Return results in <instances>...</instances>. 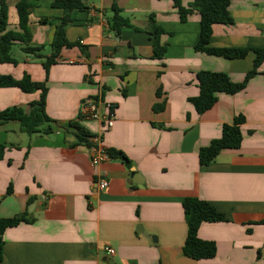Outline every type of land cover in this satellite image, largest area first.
I'll return each instance as SVG.
<instances>
[{"label":"crops","instance_id":"obj_1","mask_svg":"<svg viewBox=\"0 0 264 264\" xmlns=\"http://www.w3.org/2000/svg\"><path fill=\"white\" fill-rule=\"evenodd\" d=\"M18 1L7 0L14 31H20ZM30 2L29 45L42 47V57L16 45L18 64L0 62V75L47 79L45 109L57 124L48 135L28 136L20 122L0 119V219L27 214L32 220L6 230L0 264H264V63L242 92L220 94L200 115L190 103L199 95L197 74L226 73L241 83L255 54L228 60L197 52L198 12L182 22L173 0H81L85 9L73 11L53 8L54 0ZM115 10L131 25L120 34L110 24ZM67 14L73 24L65 27L66 40L79 46L63 49L47 75L43 64ZM230 15L232 24L213 27L211 47L264 48V0H230ZM152 17L164 30L163 60L154 58ZM39 96L0 88V113ZM90 98L103 101L104 115L111 107V128L80 118ZM163 102L165 110L154 112ZM238 119L242 146L201 166L199 150ZM70 121L90 136L79 141ZM94 139L121 151L129 165L110 159L92 167L88 147ZM103 176L109 186L100 191ZM187 198L206 201L226 217L203 224L198 233L216 243L213 259L184 255Z\"/></svg>","mask_w":264,"mask_h":264},{"label":"trees","instance_id":"obj_2","mask_svg":"<svg viewBox=\"0 0 264 264\" xmlns=\"http://www.w3.org/2000/svg\"><path fill=\"white\" fill-rule=\"evenodd\" d=\"M173 2L182 22L193 11L198 12L200 15V40L195 46L197 52L228 60L245 59L250 52L255 54L253 69L246 74L241 83L233 82L226 73L201 71L197 74L199 95L191 98L190 103L195 111L201 115L217 104L220 94L235 95L247 87L249 82L259 74L260 68L264 63V48L235 49L213 48L210 46L213 27L215 25H230L233 23L230 15V0H193L187 8L182 5V0H173ZM51 6L68 11L85 9L81 0H54ZM32 7L30 0H19L17 2L16 9L20 31H14L10 30L8 26L9 7L7 0H0V62L2 64H18L11 55V51L16 45L22 46V51L26 54H33L38 58L42 57V47H31L29 45L32 39L29 26ZM70 24H73V20H71L69 14L58 21L51 43V55L46 58L43 64L47 75L50 67L57 63L63 49L79 46L78 43H69L66 40L65 27ZM110 24L112 30L116 31L117 34H120L123 28L131 27L129 20L122 17L118 10H115V15L111 19ZM149 33L154 36V58L163 60L167 50V45L161 43V35L164 34V30L155 24L153 17L151 18ZM0 88H17L26 94L40 93L39 100L32 102L28 106L18 105L0 113L1 120L20 122L22 132L28 136L39 133L48 135L52 132L53 125L57 124V121L52 120L45 109L48 92L47 79L45 82H36L27 73L20 80L10 75H0ZM157 95H160L159 90ZM165 108L166 102H163L155 104L153 111L160 113ZM80 118L84 119L81 114ZM242 122V120L238 119L232 125H224L221 137L212 140L208 147L199 150V163L201 166L211 164L223 151L238 150L242 146L244 136L239 127ZM68 124L78 130L75 136L79 141H84V137L90 136L75 121H70ZM4 151L5 147L0 145V161L3 159ZM107 152L110 159H120L129 165L128 158L121 151L113 149L107 150ZM183 209L188 226L187 238L183 247L184 255L198 261L215 258L217 254L216 243L201 240L198 233L200 227L205 223L226 222L225 215L219 213L210 203L198 198H187L183 202ZM30 221L32 220L27 217V214L10 219H0V263L3 261L4 234L6 230Z\"/></svg>","mask_w":264,"mask_h":264},{"label":"built area","instance_id":"obj_3","mask_svg":"<svg viewBox=\"0 0 264 264\" xmlns=\"http://www.w3.org/2000/svg\"><path fill=\"white\" fill-rule=\"evenodd\" d=\"M103 104V101L100 99L90 98L82 104L80 114L84 119L100 121L104 123L105 127L111 128L114 124L115 116L113 112L110 111V106L106 107V110H108L107 113L105 115L102 114L100 108ZM88 153L90 155L91 165L94 168L110 160L107 150L99 144L98 139H94L93 144L88 147ZM108 186L109 182L107 178L105 176L101 177L98 183L99 190L103 191L107 189ZM106 251L109 255H114L115 253L111 248H106Z\"/></svg>","mask_w":264,"mask_h":264},{"label":"rangeland","instance_id":"obj_4","mask_svg":"<svg viewBox=\"0 0 264 264\" xmlns=\"http://www.w3.org/2000/svg\"><path fill=\"white\" fill-rule=\"evenodd\" d=\"M18 49H19L18 46H15V47H14V49H13L14 52L12 51V56H13V58H14V57L17 58V56H18V55H17ZM18 54H19V53H18Z\"/></svg>","mask_w":264,"mask_h":264},{"label":"water","instance_id":"obj_5","mask_svg":"<svg viewBox=\"0 0 264 264\" xmlns=\"http://www.w3.org/2000/svg\"><path fill=\"white\" fill-rule=\"evenodd\" d=\"M134 175H135V173H134ZM139 231H141V229H139ZM153 240H155V241H156V239H153Z\"/></svg>","mask_w":264,"mask_h":264}]
</instances>
